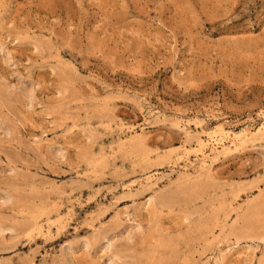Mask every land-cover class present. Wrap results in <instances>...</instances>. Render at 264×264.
<instances>
[{
  "label": "rangeland",
  "instance_id": "rangeland-1",
  "mask_svg": "<svg viewBox=\"0 0 264 264\" xmlns=\"http://www.w3.org/2000/svg\"><path fill=\"white\" fill-rule=\"evenodd\" d=\"M0 264H264V0H0Z\"/></svg>",
  "mask_w": 264,
  "mask_h": 264
},
{
  "label": "bare ground",
  "instance_id": "bare-ground-1",
  "mask_svg": "<svg viewBox=\"0 0 264 264\" xmlns=\"http://www.w3.org/2000/svg\"><path fill=\"white\" fill-rule=\"evenodd\" d=\"M237 235H238L239 238L242 237V234H237Z\"/></svg>",
  "mask_w": 264,
  "mask_h": 264
}]
</instances>
